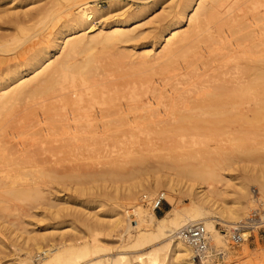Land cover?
Returning a JSON list of instances; mask_svg holds the SVG:
<instances>
[{"label":"bare ground","instance_id":"6f19581e","mask_svg":"<svg viewBox=\"0 0 264 264\" xmlns=\"http://www.w3.org/2000/svg\"><path fill=\"white\" fill-rule=\"evenodd\" d=\"M15 1L0 0V198L4 200L38 201L43 197L41 182L47 178L52 182L63 181L53 175L58 165L65 168L68 174L64 178L70 181L75 178L73 170L78 167V160L83 159L79 166L87 167L91 157L100 161L119 151L123 138L137 133V107L143 99L147 102L140 113L142 117L158 118L159 123L172 127L168 131L183 136L217 135L212 125H217L218 120L247 121L252 102L258 106L254 118L264 117V0H179L169 22L150 45L135 53L121 48L140 38L136 34L138 28L130 27L161 0H155L154 4L144 0L137 10L126 11L100 27L96 23L101 8L78 2L75 5L79 11H65L69 16L67 24L41 39L35 49L22 46L20 49L14 43H20L17 39L23 31L29 32L24 26L33 22L32 9L38 11V4L21 14L23 10L16 11ZM41 12L37 13L42 15ZM99 47L101 52L96 51ZM158 47H162L159 53ZM23 55L28 56L26 61L23 57L16 61ZM156 63L161 64V73L157 71L160 74L145 77L126 74L129 65L149 68ZM178 102L184 104V111L179 110ZM173 106L183 113L174 116L177 113L171 110ZM160 107L165 108L163 113ZM187 167L173 168L175 174L169 179L157 177L152 181L153 186L166 187L170 195L163 193V196L173 205L161 217L154 205L147 210L136 203L142 191H149L143 181L127 185L125 199L131 202L136 218L130 222L126 214L125 218L112 221L122 229V236L130 235L128 240L122 238L121 251L113 257H94L104 251L108 254L96 240L84 243L66 240L44 249L41 240L47 239L48 234L41 238L27 234L25 246L35 243L45 255L37 264H192V250L181 237V231L189 225L203 224L212 246L211 264H217L229 255L223 250L229 236L218 224H234L248 204L243 203L242 209L240 201H233L236 207L240 206L237 209L226 206L225 198L232 185L225 174L229 166L226 170L208 167L206 171ZM80 185V192L83 189L84 192L86 186ZM253 193L258 201L259 191ZM178 194L190 197V208L181 209L178 205L181 202L173 198ZM142 196L149 200L145 194ZM259 205L256 212L260 211L264 219L261 212L264 204ZM261 225L264 222L248 229ZM237 226H231L232 230ZM246 230L247 241L250 232ZM33 258L37 259L28 255L26 260L36 264ZM22 263L26 261L16 264Z\"/></svg>","mask_w":264,"mask_h":264},{"label":"rangeland","instance_id":"374dc122","mask_svg":"<svg viewBox=\"0 0 264 264\" xmlns=\"http://www.w3.org/2000/svg\"><path fill=\"white\" fill-rule=\"evenodd\" d=\"M143 1L16 0L14 2V4L16 3V11L23 10L21 14H24L26 12L25 10L30 9V7L32 9L37 4L36 9L38 11H35V8L32 9L34 10V12L32 11L34 14L33 22H27L28 24L26 23V26H24L25 28L27 27L26 30L29 29V32L23 31L24 34H19L17 40H20V43L19 41H15L14 44L15 46H20V49L21 46L26 49H35L36 46L39 47L42 41L41 39L46 38L54 31L52 33L53 35L56 29L59 30L61 27L63 28L64 24H67L69 19L67 17L69 16H66L65 11L71 9L79 11L78 6L75 5L78 2H89V6L97 5L101 8L102 12L98 16L100 19L96 23L97 27H100L102 24L104 25L119 18L126 11L137 10L139 6L143 5ZM147 1L150 4L155 3V0ZM178 1L161 0L153 10L142 16V18H139L138 23L130 28H138L136 34L140 35V38L129 44L122 45L121 48L125 51L135 53L136 51L140 52L143 47L149 46L159 30L169 22L173 7ZM44 2H48L49 4ZM43 3L44 5H42ZM37 12L43 13L44 16ZM35 14L39 15L36 19L42 16V18H38L37 22L34 21ZM45 16L47 19H45ZM246 18L250 20L251 15ZM40 19H43V21ZM188 24L189 22L185 23L186 30H188ZM33 33L37 34L31 37ZM98 33L99 31L96 34ZM80 34L82 35V33ZM101 48L99 47L98 49ZM98 49L96 51H102V49ZM161 49L162 47H158L157 53ZM61 53L55 57L57 58ZM22 57L24 58L23 61L28 59V56L23 55L17 58L16 61H20V58L22 60ZM78 58L82 59V56ZM177 59H180L179 56ZM177 59H175V62H180ZM154 65L156 66L153 67L151 64L149 68L145 66V68H142L141 65H129L126 68V74L135 77L156 75L162 67L158 63ZM154 71L156 72L154 73ZM146 102L143 99L137 107L139 109L137 133L123 138V145L119 151L107 154L100 161L91 157L92 160L90 161L92 162L87 167L83 164V166H79L83 159H80V155H77L80 159L78 160L79 165L73 170L75 178L70 181L66 177L64 178L68 174L65 168L58 165L53 175L59 179L63 178V181L52 182L47 178L41 182L43 197L38 201L4 200L0 198V264H16L21 260L26 261L25 264H27L29 262L26 260L28 255L37 257V259L33 258V262L37 264L38 260H40L39 258L45 256L41 251L37 250L38 246L33 245L35 243L32 244L30 242L29 245L25 246V238L28 237L27 234L30 237L37 235L40 238L47 237L46 234H48L47 239L41 240V247L44 249L51 248L52 245L60 244L66 240H69V243L75 242V240V243L96 240L98 244L107 249L108 254L104 251L102 253L103 255H100V252L98 253L99 255L94 254V257L108 255L113 257L115 254L117 255L121 251L119 246L122 241L125 238L128 240L130 235L125 236L123 234L122 236V229L117 227L116 223L113 224L112 221L116 222L114 220L123 219L126 214L127 217L129 215L128 219L130 222L136 218L132 205L130 204L131 202L125 199L127 185L130 186L135 182L143 181L142 183L146 185L149 191H142L136 203L138 202V204L144 207L146 206L145 208L148 210L153 205V198L159 194L163 195V193H166V196L170 195L164 185L156 187L152 185V181L157 179V177H161L162 180L169 179L174 176L176 170L184 169L185 166L190 168L192 166L203 171H206V168L207 170L209 168L217 170L232 168L231 170L227 169V172H225L227 177L232 180V185L228 188L225 203L228 208L235 207L237 209L241 206L242 209L244 206L243 203L247 202L248 205H245V208H243L245 209L244 212H242L243 209L241 210L242 213L239 212L240 217H242H239L240 221H245L251 217L252 213L259 209V203L264 204V117L263 119L254 118L258 111L257 104L254 102L251 103L249 120L227 122H219L220 120H218L217 125H212V128L216 127L217 135L193 137L187 136L188 134H184L185 136H183V134L179 135V133L168 131V129L172 130V127L159 123L158 118L142 117L140 113H143L146 108ZM177 107H179V110H185L183 103L177 104ZM177 107L173 106L172 109L170 108L177 113L174 115L176 117L183 113L181 112L182 110L178 111ZM164 109V107H160V112L163 113ZM192 124L194 123L192 122ZM192 124L190 123L191 126ZM164 126L167 130L166 128L164 129ZM196 141H199L198 144H196ZM244 151L250 152L244 153ZM87 157L89 156L87 155ZM180 179L183 180L184 178ZM185 182L186 180L181 181V185ZM79 184L86 186L84 192V189L80 192L81 188L79 187L81 185L79 186ZM221 185L217 184V187L220 189L223 188ZM254 191H259L257 195L258 201L253 195ZM142 194L148 196L149 200H144ZM173 198L177 203L181 202L178 204L181 209L190 208L191 200L187 195L182 194L181 196L178 194V196H174ZM233 201H240L242 205L240 204V206L237 205L238 207H236ZM172 207L173 205L170 203V200L165 197L162 209L156 211V214L161 217L167 211L173 209ZM226 217L228 218L229 216L226 215ZM239 220L234 224L232 222L230 224H218V228L222 232L225 231L227 236H229L227 237L226 245L228 249L225 247L223 249L229 255L223 258L224 262L220 260L221 262L219 261L217 264H264V225L246 230V232H250V237L242 245L236 246L230 241V234L232 229H234L231 226H237L240 222ZM16 228L19 229L17 230ZM18 231H21L23 234L21 232L20 234L16 233ZM61 232H64L65 235L62 236ZM134 232L135 230L132 231V234ZM210 247L212 248L211 243Z\"/></svg>","mask_w":264,"mask_h":264},{"label":"built area","instance_id":"2783aa9c","mask_svg":"<svg viewBox=\"0 0 264 264\" xmlns=\"http://www.w3.org/2000/svg\"><path fill=\"white\" fill-rule=\"evenodd\" d=\"M147 200V199H145ZM164 202V196L158 195L152 201L154 209L160 211ZM264 214V210L261 211ZM264 222V219L255 211L250 219L239 223L238 228L232 230L230 234V241L236 245H242L246 240L244 238V232L248 229V226H257ZM181 237L188 243L192 250V264H211L210 257V239L206 227L203 224H194L186 226L181 231Z\"/></svg>","mask_w":264,"mask_h":264}]
</instances>
